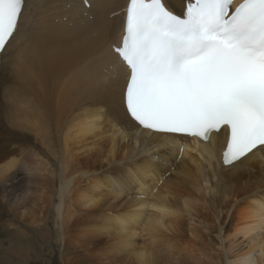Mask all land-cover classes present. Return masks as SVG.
<instances>
[{
	"label": "bare ground",
	"instance_id": "obj_1",
	"mask_svg": "<svg viewBox=\"0 0 264 264\" xmlns=\"http://www.w3.org/2000/svg\"><path fill=\"white\" fill-rule=\"evenodd\" d=\"M89 1L29 0L30 19L53 31L25 67L9 57L0 68V264L39 259L31 231L48 232L43 209L65 264H264L253 203L264 195V152L224 167V135L181 152L177 137L132 122L119 90L100 91L88 75L119 38L126 0ZM169 5L182 13V0ZM28 133L48 154L10 148ZM41 179L47 189L31 194Z\"/></svg>",
	"mask_w": 264,
	"mask_h": 264
},
{
	"label": "snow or ice",
	"instance_id": "obj_2",
	"mask_svg": "<svg viewBox=\"0 0 264 264\" xmlns=\"http://www.w3.org/2000/svg\"><path fill=\"white\" fill-rule=\"evenodd\" d=\"M182 5L177 14L169 0H126L119 38L88 75L100 91L119 90L138 127L208 142L224 135L222 162L232 166L264 152V0ZM28 13L29 0H0V68L9 57L23 68L46 47L53 29ZM253 203L264 223V195Z\"/></svg>",
	"mask_w": 264,
	"mask_h": 264
},
{
	"label": "rangeland",
	"instance_id": "obj_3",
	"mask_svg": "<svg viewBox=\"0 0 264 264\" xmlns=\"http://www.w3.org/2000/svg\"><path fill=\"white\" fill-rule=\"evenodd\" d=\"M28 136H30V137H28ZM17 137H19V136H17ZM27 137L28 138H21V137L17 138L16 139L17 142L15 144H12L10 148H19V149H27L28 148L27 150H30V147L35 143L36 146H37V153L39 152V150H42V151H45L46 154H48V152L45 149V146L42 145V144H39L38 142H36L34 135L32 136V134L28 133L27 134ZM48 158H49V155H48ZM169 176H170V174H166L165 175V179L168 178ZM40 181H41V183L39 184ZM40 181L39 182L38 181L37 182L35 181V183L37 185L36 184L35 185L32 184L34 186V189L33 190H32L33 186H30L31 187V191H30L31 194H34L35 193V194H37V195L40 196V194L47 189V186H48L47 183L45 181H42V179ZM42 182H43V184H42ZM160 185L162 186V181H161V184ZM44 186H45V188H44ZM138 187L141 189V183L140 182L138 183ZM152 193H151V195H152ZM35 209H37V207ZM42 211H43V213H42ZM49 213H50V211H48V213H46V210H44V209L41 210V214H43L42 217H44L45 222L41 223L40 226L41 227H48V232H47V230L46 231H41L42 228H39V232L38 233L35 232V231H33V230L31 231V233H32L31 236L34 237V239L32 240V243H31L32 246L34 244V246L31 247L32 250H33V251H31V253H32L33 257L39 256V259L36 260V261L35 260H32L30 262V264H65L63 262V258L60 255V246H61V243L59 242V239H58L59 237H57L55 235V230L52 227L51 213L50 214ZM10 217L11 216H9V215H7V216L5 214L2 215L3 221H7L8 219H11L12 218V217L11 218ZM200 222H201V220H200ZM200 222H199V220H197V222L195 223V225L198 228L201 227ZM0 223H1V220H0ZM21 230H25V228H22ZM51 231H53L52 234H51ZM47 233H50L49 236H48ZM207 233H210V231L207 230V231L204 232V234H207ZM6 235L7 234H4V232L0 229V239L1 238H6L7 237ZM213 237H215V236H213ZM59 244H60V246H59ZM15 248H16V245H15ZM71 258H73V257L69 256V260Z\"/></svg>",
	"mask_w": 264,
	"mask_h": 264
}]
</instances>
